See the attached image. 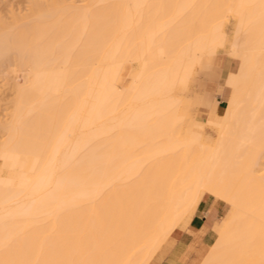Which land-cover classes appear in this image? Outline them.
I'll use <instances>...</instances> for the list:
<instances>
[{"label":"bare ground","instance_id":"1","mask_svg":"<svg viewBox=\"0 0 264 264\" xmlns=\"http://www.w3.org/2000/svg\"><path fill=\"white\" fill-rule=\"evenodd\" d=\"M38 1L0 20L24 78L0 122V264H150L202 191L235 209L202 264H264V0ZM228 42L240 66L202 147L176 90Z\"/></svg>","mask_w":264,"mask_h":264},{"label":"rangeland","instance_id":"2","mask_svg":"<svg viewBox=\"0 0 264 264\" xmlns=\"http://www.w3.org/2000/svg\"><path fill=\"white\" fill-rule=\"evenodd\" d=\"M39 1H41L40 3L43 2V4L46 3L47 1L49 2V0H39ZM74 1H77L78 3H80L79 0H74ZM33 2H34V0H0V20L4 19V21L10 22L12 20V17L15 16V14H17L16 16L27 14L29 12V9L32 6L31 3H33ZM237 19H238L237 17L226 13V17L224 18V21H225L224 24H225V26H228V28H227L228 39L232 38V33L235 30V26L237 24ZM218 56H219V59L224 64L223 70L221 71L223 74L217 72L218 75H220V81L212 83V82H209V80H210L209 77H212L213 81L216 78L213 79V75H212L213 72L211 73L210 69L215 71V69H216L215 62H216ZM239 61L240 60L237 57L231 55V48H230V44L228 42L226 44V46L218 48V54L217 55L207 56L204 59L203 65H197L196 66V73L193 75V78H192L190 86L188 87V90L184 91L183 87L178 88L177 89L178 91L176 90V94L179 95L178 96L179 97L178 98V101H179L178 104L181 108V111L187 114L188 121L192 124H198L201 128L203 127L202 130H203V135H204L203 136L204 141L202 143V147H204V146H206L208 148L214 147V145H216V143H217V139L220 136V129L218 127L212 126L208 123L206 124V121L210 118L211 113L218 114V115L224 114V110L221 112V114L218 112L219 104L221 101H225L226 103H224V106L226 108L228 105V101L230 99V96H231V90L229 88L225 87V84H224L225 79L230 75V73H234V72L238 71L239 66H240ZM10 62H7V64L4 62L5 63L4 65H6V66L8 65L7 67L3 66V64L0 65V68H1L0 69L1 70L0 71V122H5L6 121L5 118H7V116H8L7 112L10 109L9 108V105H11L10 101H11V99L13 100V97H14L13 85H16L17 83L20 85V84H23V82H24L23 72L20 70H17V68L13 64H11ZM11 65H13V66H11ZM209 66H215V67H209ZM9 67H11V68H9ZM205 67H209V69H207ZM11 69H12V71H11ZM204 69H207V70H204ZM5 70H6L7 74H6ZM8 71L9 72L11 71V73H9ZM205 73L208 76V78L205 75ZM217 73H215V74L217 75ZM138 74H139V64L138 63H136V62H125L124 68H123L122 86L125 88L128 87L135 80V78L138 76ZM215 74H214V76L216 77ZM6 78H8V79H6ZM11 83H13V84H11ZM207 89H209L211 92H214V94H213L214 99L212 98V104H211L210 111H208L207 109L205 110V108L202 106L199 107V103L201 102L202 99L205 98V94H206ZM182 107H184V108H182ZM180 126H181L180 131H178V132L183 131L184 133H186L190 130V127L188 126V124H185V126L184 125H180ZM177 129H179V128H177ZM1 134L2 133H0V135ZM1 137H3V136H0V138ZM178 137H179V135H178ZM181 137L186 138V137H188V134H184ZM1 140H2V138L0 139V141ZM262 161H263V163H262ZM262 161L260 162V165L257 167V169L262 170L261 173L259 171H257L258 174H256V176H259V177L264 175V158ZM202 192H205V191H202ZM201 193H200V195H201ZM205 193H207V192H205ZM208 194H210V193H208ZM210 195H212V194H210ZM205 196L210 197L216 201H218L217 199H219L220 202L221 201L225 202L224 200L218 198L215 195H212V196L216 197L217 199H215L211 196H208V195H203L202 198H204ZM223 202H221V203H223ZM228 210L231 211V208L228 207ZM233 213H235L234 208H233ZM188 214L184 217V219L188 216ZM183 220H182V222H183ZM182 222H180V224ZM209 251H210V249H209ZM156 254H155V256H156Z\"/></svg>","mask_w":264,"mask_h":264},{"label":"crops","instance_id":"3","mask_svg":"<svg viewBox=\"0 0 264 264\" xmlns=\"http://www.w3.org/2000/svg\"><path fill=\"white\" fill-rule=\"evenodd\" d=\"M224 103L226 102L221 101L219 104L220 114L225 110ZM203 195L217 199L202 192L194 208L171 234L150 264H202L210 252L209 249L211 250L234 214L233 207L227 203L206 196L202 198Z\"/></svg>","mask_w":264,"mask_h":264}]
</instances>
